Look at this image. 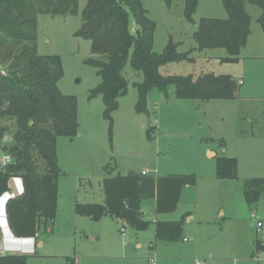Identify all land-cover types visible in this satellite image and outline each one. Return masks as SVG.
I'll use <instances>...</instances> for the list:
<instances>
[{"label":"rangeland","instance_id":"1","mask_svg":"<svg viewBox=\"0 0 264 264\" xmlns=\"http://www.w3.org/2000/svg\"><path fill=\"white\" fill-rule=\"evenodd\" d=\"M87 1L78 0L76 14H37V53L60 58L63 74L57 88L76 99L78 132L73 138H57V212L48 232L16 237L5 216L6 198L0 195L1 255L23 256L19 264H150L152 256L156 264H264V252H255V240L264 243V230L257 232L250 217L254 213L264 221V200L248 205L242 189L244 180L264 177V26L258 21L259 6L246 2L251 32L238 57L230 60L224 59L223 48L194 49L195 24L184 17V0L170 5L142 0L155 25L153 51L161 52L171 41L178 52L191 50L193 57L162 65L163 76L213 73L243 81L232 98L211 100L177 98L170 84L166 93L152 90L146 111L138 112L135 83L143 74L127 62L122 71L127 93L118 97L110 125L102 96L90 97L100 83L97 69L85 61L95 56L90 40L74 35ZM224 16L221 0H199L193 21ZM11 138L7 131L3 140L9 143ZM209 149L216 155L208 154ZM218 156L236 158L235 178L217 179ZM143 169L154 176L192 175L195 182L183 187L174 211L155 213L150 206L145 214L153 220L150 225L142 231L125 226L124 236L116 218L94 220L75 212V203L103 202L104 177ZM156 219H182L179 239H155Z\"/></svg>","mask_w":264,"mask_h":264},{"label":"trees","instance_id":"2","mask_svg":"<svg viewBox=\"0 0 264 264\" xmlns=\"http://www.w3.org/2000/svg\"><path fill=\"white\" fill-rule=\"evenodd\" d=\"M170 5L173 0H164ZM199 0H184L183 13L195 24V50L223 48L224 59H236L250 34L251 17L246 2L259 6V23L264 26V0H222L224 17H202L193 21ZM78 0H0V143L7 131L11 141L4 147L12 161L0 170V195L9 190L8 180L20 177L22 192L10 197L5 206L6 218L16 237H38L48 232L57 212L58 165L56 142L59 136L73 138L78 132L77 102L62 94L57 81L63 74L60 58L39 55L36 50L37 14H76ZM133 21L135 28H131ZM75 36L90 40L87 64L97 69L99 85L90 97L101 95L104 117L112 125V113L118 97L127 93L123 68L127 62L143 79L135 83V110L146 111L152 90L166 93L175 86L177 98L211 100L232 98L237 89L229 75L202 73L163 76L162 65L171 61L192 60L178 52L171 41L161 52L153 51L155 25L146 14L142 0H88L81 14ZM235 157L218 156L216 177L235 178ZM192 175L154 176L130 171L110 174L102 180L101 203H75V212L94 220L109 215L136 231L151 223L145 217L153 206L155 213L175 210L184 186L194 184ZM243 196L248 205L264 200V177L243 181ZM183 220L154 221V236L166 242L179 239ZM255 251L264 252V243L255 240ZM20 255H1L0 264L23 263Z\"/></svg>","mask_w":264,"mask_h":264},{"label":"built area","instance_id":"3","mask_svg":"<svg viewBox=\"0 0 264 264\" xmlns=\"http://www.w3.org/2000/svg\"><path fill=\"white\" fill-rule=\"evenodd\" d=\"M242 80H237V84H241ZM4 138V136H3ZM1 140L0 143V170L3 169L4 167H6L8 164L11 163L12 158L10 156V154L7 152V150L4 149L5 146H7V142L5 143L4 140ZM142 174H147V171H142ZM250 217L252 218L253 222H254V226L257 232H261L262 230H264V221L259 219L257 215H255L254 213L250 214ZM121 234L124 236L125 235V225L122 223V226L120 228ZM186 240V238L184 239ZM256 252V251H255ZM0 255H1V251H0ZM256 259V258H255ZM149 262L150 264H156V258L154 256L149 258ZM195 264H206L203 261H199V260H195Z\"/></svg>","mask_w":264,"mask_h":264},{"label":"crops","instance_id":"4","mask_svg":"<svg viewBox=\"0 0 264 264\" xmlns=\"http://www.w3.org/2000/svg\"><path fill=\"white\" fill-rule=\"evenodd\" d=\"M222 2V0H221ZM251 32V31H250ZM239 80H242V79H239ZM243 81V80H242ZM237 82V80L235 81ZM211 153V156H215L216 155V152L209 149L208 150V154ZM237 166H238V163H237ZM146 169H143L139 172H142V171H145ZM147 171V170H146ZM128 173V172H127ZM149 172L147 171V174ZM218 179V178H217ZM14 180H16L14 182ZM220 180H225V179H220ZM12 182V184H11ZM12 185V186H11ZM8 187H9V190L4 192L2 195L5 196V202H7V200L10 198V197H13V196H16L18 194H20L22 192V181H21V178L20 177H11L9 180H8ZM146 209V212L150 211L149 208H145ZM5 216H6V213H5ZM185 218H187L188 221H190V219L192 218V216L189 215V213L186 211V214L184 216ZM158 220V219H156ZM168 221V220H167ZM153 233H154V227H153ZM155 237V236H154ZM34 238V237H33ZM37 238V237H36ZM185 239V237L183 238V240ZM41 244V241H37L36 245H40ZM137 246H139V243H137ZM1 256V255H0ZM150 263V262H149Z\"/></svg>","mask_w":264,"mask_h":264}]
</instances>
